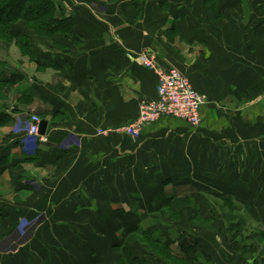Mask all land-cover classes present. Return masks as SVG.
Listing matches in <instances>:
<instances>
[{"label":"crops","instance_id":"0c3cea01","mask_svg":"<svg viewBox=\"0 0 264 264\" xmlns=\"http://www.w3.org/2000/svg\"><path fill=\"white\" fill-rule=\"evenodd\" d=\"M68 1L72 33L30 32L33 56L18 51L5 67L13 84L12 95L0 88V264L116 263L120 238L152 216L154 198L193 199L195 182L247 197L249 212L262 214L264 0H220L216 23L207 0ZM146 51L206 99L197 125L162 115L133 140L117 128L157 97ZM33 114L47 122L44 134L27 131ZM200 240L204 264H256L226 237Z\"/></svg>","mask_w":264,"mask_h":264},{"label":"rangeland","instance_id":"374dc122","mask_svg":"<svg viewBox=\"0 0 264 264\" xmlns=\"http://www.w3.org/2000/svg\"><path fill=\"white\" fill-rule=\"evenodd\" d=\"M54 2L57 4L61 3L62 7L64 8L63 11L65 15H68L66 11L69 12V9H71L68 0H54ZM22 25H24V23ZM224 26H227V23H224ZM15 43H16L15 40H10V41H7L5 39L0 40V62L6 61L4 62L2 67H6L9 61L10 62L15 61V59H17L18 57V51L22 54V56L26 55L25 52L23 53L21 48L17 46ZM6 47L8 48L7 52H6ZM11 86L12 84L9 83L0 87L3 88L4 93L9 92L12 95V89H10ZM235 182L242 183L241 181H235ZM221 183L226 184L227 182L221 181ZM195 184L197 189L196 192L193 193L194 197L192 200L186 202L187 206H185L184 209L176 210L165 205L163 208L161 207L158 209H152L153 214L151 216V214L145 212L146 210H149V208H143L144 210L142 211V213H145V216L147 214L148 215L147 217L141 216V218L142 217L145 218L140 220L139 222L140 227H144L148 229H151V227H153L157 235L160 237V239L167 241V243L172 246L173 248L172 253L177 254V251L180 249V245L182 242L184 243L185 241H187L191 245L194 244V242H196L194 250L200 255V257L198 258V260L195 261V264L206 263V259L203 257L201 258V256L204 255V253L202 252L203 251L201 249L202 247L199 246V242L201 241L200 237L204 239L205 237L228 238L229 232L231 233V231L232 232L237 231L239 235L236 239H238L237 241L240 244L242 243V240L244 241V239L242 238L243 235H246L245 233L248 231L249 235L248 232L247 235L250 238L249 241L254 242V244L255 241L258 242L254 245L255 250L253 253H251V255L250 253H248L247 250H244L245 256L248 257L250 255L249 258H251V256L254 255L253 258L256 264H264L262 263L264 262V233H260L261 231H264V225L262 224L261 227L258 226V224H260L259 223L260 220H263L264 223V211L262 214H260L259 210H257V213L255 211H251L250 212L251 221L248 223V212H245L243 206L247 204V201H250L249 198L247 197L234 198L235 203L240 204L241 207L236 212L231 208H229V206L225 205L223 200L215 197L209 192H205L208 187L212 186V184L215 187H217L216 183L207 181V182H199V183L195 182ZM193 208H197L198 211L197 210L194 211ZM239 213L242 216L245 215L246 217L244 220L247 221L245 222L247 225L246 226L247 231H245V228L243 229L242 227L239 228L240 230L239 231L237 228L236 230L235 228H233V226H231L232 222L235 223L240 218ZM125 222L126 225H131L133 223L130 220H126ZM181 222H184L182 223L183 228H180L181 230H177L176 228L180 227L179 223ZM236 223L238 224V221ZM192 235H194V237ZM258 236L259 238H262L261 239L262 241L258 240ZM127 237L128 234L125 236L123 241L120 238V242H122L123 244V242ZM134 243H139L144 247V253L143 255H141V257L145 259L146 262L145 264H188L186 260H184V258L179 259L181 255L175 257L169 250L159 248L154 243H152V241L149 242V240L147 239H141V237H138L136 242H132L129 244V248H131L130 245ZM151 249H154L155 251ZM231 249L233 251H236L232 248V246ZM118 257L119 258L117 261H119L120 255Z\"/></svg>","mask_w":264,"mask_h":264},{"label":"trees","instance_id":"16d2710c","mask_svg":"<svg viewBox=\"0 0 264 264\" xmlns=\"http://www.w3.org/2000/svg\"><path fill=\"white\" fill-rule=\"evenodd\" d=\"M220 0H207V15L210 19L216 23L217 19L222 16V12L218 8V3ZM64 8L61 3L57 4L54 0H0V40H15V44L21 48L23 53L29 57L33 56V48L30 42V32H35L41 36L52 37L57 33L71 34L72 29L75 24V17L72 13L65 15ZM24 23L26 31H19L18 28L22 26ZM18 27V28H17ZM5 62V61H4ZM4 62H0V86L5 84H13L12 79L9 78L8 75L5 74V67H2ZM185 74V73H184ZM186 75V74H185ZM1 88V87H0ZM139 105V104H138ZM200 111V110H199ZM212 195L223 200L224 204L229 206L232 210L236 211L240 209V204L235 203L234 198L227 194H220L218 192H212ZM192 200L188 195L187 196H179L178 197H168V198H154L151 205L155 207V209L163 208L165 205L171 207L172 209L179 210L184 208L186 202ZM133 206H136V201L134 200ZM245 212H248V223L251 221L250 212H249V204L243 206ZM194 211H198L197 208H193ZM248 210V211H247ZM193 211V212H194ZM240 218L237 220L238 224L235 222L231 224L233 228H245L246 223L244 219L245 215H241L239 213ZM240 226V227H238ZM259 226V225H258ZM230 227V226H229ZM261 227V226H260ZM234 229V230H235ZM236 229V230H237ZM230 230V228H229ZM240 231V230H239ZM248 232V231H247ZM247 232L245 233L247 235ZM260 233H264L261 231ZM235 234V235H234ZM237 234V235H236ZM239 233L229 232L228 238L231 240V246L234 250L238 251L241 254H244V250H247L248 253H253L255 250V244L258 242H250L249 241V232L248 235H243L242 243H238ZM235 236V238H234ZM141 237V239H147L149 242L152 241L157 247L162 249H167L171 253L173 252V248L167 241L161 240L160 237L155 232L154 228L151 229L140 227L137 225L136 229L128 234V237L125 239L123 245L120 248V259L115 264H145V259L141 256H134L130 252L129 244L132 242H136L137 238ZM246 239V240H245ZM262 238H259L260 241ZM262 241V240H261ZM242 244V245H241ZM247 244V245H246ZM194 244H190L187 241L182 242L180 245V249L176 253H172L175 257L180 256L179 259L186 260L188 264H195V261L198 260L200 255L194 250ZM154 250V249H151ZM194 250V251H193ZM155 251V250H154ZM182 257V258H181Z\"/></svg>","mask_w":264,"mask_h":264},{"label":"built area","instance_id":"2783aa9c","mask_svg":"<svg viewBox=\"0 0 264 264\" xmlns=\"http://www.w3.org/2000/svg\"><path fill=\"white\" fill-rule=\"evenodd\" d=\"M141 64L153 70L157 77V97L142 100L138 105V116L134 121L120 125L118 131L129 135L133 140L141 134L143 126L158 120L162 115L180 117L190 125L200 122V107L205 99L191 84L189 78L179 69L158 66L155 57L149 52L140 54ZM28 130L30 134H38L41 118L34 114L29 116ZM103 132V130H99Z\"/></svg>","mask_w":264,"mask_h":264},{"label":"water","instance_id":"95a60500","mask_svg":"<svg viewBox=\"0 0 264 264\" xmlns=\"http://www.w3.org/2000/svg\"><path fill=\"white\" fill-rule=\"evenodd\" d=\"M46 126L47 122L45 120H41L38 127L39 134H44L46 132Z\"/></svg>","mask_w":264,"mask_h":264}]
</instances>
